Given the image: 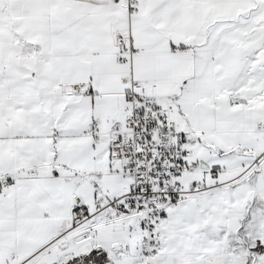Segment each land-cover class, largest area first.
Here are the masks:
<instances>
[{
	"label": "snow or ice",
	"instance_id": "6c2138e0",
	"mask_svg": "<svg viewBox=\"0 0 264 264\" xmlns=\"http://www.w3.org/2000/svg\"><path fill=\"white\" fill-rule=\"evenodd\" d=\"M0 264H264V0H0Z\"/></svg>",
	"mask_w": 264,
	"mask_h": 264
}]
</instances>
